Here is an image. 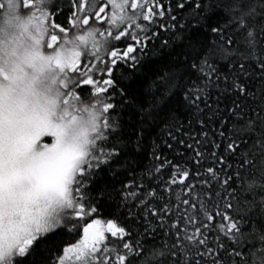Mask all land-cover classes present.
Returning a JSON list of instances; mask_svg holds the SVG:
<instances>
[{"label": "snow or ice", "instance_id": "obj_1", "mask_svg": "<svg viewBox=\"0 0 264 264\" xmlns=\"http://www.w3.org/2000/svg\"><path fill=\"white\" fill-rule=\"evenodd\" d=\"M174 10L187 12L185 24ZM0 13V264H264V0H175V8L171 0H69L63 24L52 0H0ZM159 29L183 46L128 101L131 133L139 147L149 126L168 121L161 131L175 146L164 144L181 157L184 145L192 168L162 159L153 142L159 163L142 174L147 183L123 186L115 212L127 207L134 221L128 202L137 201L144 232L94 220L61 255L37 259L58 229L73 234L68 222L112 198L91 189L126 146L114 115L123 101L113 102L125 93L114 73L138 71L150 42L171 49ZM174 109L200 126L195 137ZM157 228L165 242L146 248Z\"/></svg>", "mask_w": 264, "mask_h": 264}, {"label": "trees", "instance_id": "obj_2", "mask_svg": "<svg viewBox=\"0 0 264 264\" xmlns=\"http://www.w3.org/2000/svg\"><path fill=\"white\" fill-rule=\"evenodd\" d=\"M20 2L22 3V0H20ZM52 2L58 3L60 8L63 9V14L58 15V18L56 19L57 23L63 24L69 14V0H53ZM169 2L170 0H162V3L165 5H167ZM171 2L173 8H175V0H171ZM21 10L23 12H27L23 8H21ZM129 12H131V9H129ZM171 15L176 16L179 24L186 23V20L181 19V15L187 17V12L174 10ZM0 16H2V13H0ZM162 19L167 20L168 18L166 16ZM142 23L147 22L142 21ZM95 27L99 28L101 32H104L108 25L103 23V21H98ZM159 32L161 39L170 40L171 49L161 50L159 47L160 40L150 42L149 47L153 50L152 52L148 53L146 59L142 62V67H140L138 71L133 72L124 67L114 73L113 78L117 80L118 88L123 89L125 93L123 97L117 94L113 102L116 104H121V101H123V104L120 106L119 110L114 113V115L120 119L123 126L122 139L126 142V146L121 153L120 163H113L111 170L105 166L104 170L100 172V176L94 181V186L91 189L92 194L97 195L98 190L104 188L108 193L111 194L112 198H101L99 202L96 203L98 214L93 213L90 216L85 217L83 221L74 219L71 222H68V228H72L73 225H75L76 231L73 234L70 235L66 229H58L57 234L51 236L47 244L48 253L38 252L37 259H50L52 258L50 254L61 255L63 247L68 246L71 243H75L82 236L83 225L91 223L94 220H100L102 226L104 227L107 226L108 221L115 220L118 226H124L126 228L130 227L131 229H134L133 237L136 236L137 231L140 233L144 232V228L147 227V224L145 220L140 218L142 213L141 210L135 206L138 203L137 201L130 200L128 202V207H131L133 213L136 214L134 221L131 218L125 219L127 217V207H122L118 216L115 214V212L117 205L123 196V192L121 191L123 186L130 184L133 180L138 183H147V180H141L142 174H145L148 169L153 168L155 164L159 163L153 160V142L160 146L157 151V155H160L162 159L167 157V159L171 160L174 164L187 163V166L192 168L190 157L193 156V153L191 151H186L184 145H179L176 151L184 154L181 157L164 144V141L168 140L169 143H173L175 146V142L170 140L167 135L161 131L165 127V123H168V121H165V123H160L158 127L149 126L146 134L141 140L139 147H137L135 144L136 135L131 133V128L135 127L134 121L137 118L132 115V110L130 109L128 101H133L134 98L139 94L142 80H144L146 77L149 80L154 78L152 77L151 69L160 63L166 62L167 55L170 51L172 55H175V52L183 46V42L176 40L172 33H165L163 29H159ZM173 32L179 34L175 29ZM98 39H100V37H98ZM208 39L211 41L213 37L209 36ZM82 87L89 88L90 86ZM84 99L86 102H89L88 98ZM221 107H223V105H221ZM174 113L178 117L179 121L183 124L184 128L190 132L192 137H195L197 133L200 132L201 129L197 123L193 122L191 125L188 124V120L185 119V116L187 115L186 113L175 111V109ZM188 119H192V117H188ZM180 135H182V133ZM184 139H186L188 143H192V140L189 139V137H184ZM212 163L213 161L209 159L204 167L206 168L211 166ZM229 163H232V161H229ZM192 170L195 171L196 169L193 168ZM202 170L203 169H201V171ZM169 171L170 170L166 166V169L164 170L165 179L168 178ZM156 182V180H153L152 186H155ZM132 190L135 191L136 189L133 188ZM169 215H171V213ZM121 220H124L125 222L121 224ZM148 221L152 223L153 227H156V224L158 223L157 221H153L150 216L148 217ZM172 222L174 221H167L166 223L170 224ZM165 231V228H157L155 233L150 232L145 235L142 242L146 245V248L152 245L158 247L166 240ZM106 235L109 236V239H111L110 234L106 233ZM142 259L143 256L137 258L138 261ZM29 264H31V262H29Z\"/></svg>", "mask_w": 264, "mask_h": 264}, {"label": "rangeland", "instance_id": "obj_3", "mask_svg": "<svg viewBox=\"0 0 264 264\" xmlns=\"http://www.w3.org/2000/svg\"><path fill=\"white\" fill-rule=\"evenodd\" d=\"M29 14H30V12H28V11L27 12H23L22 10L20 11V15H22V16H26V15H29ZM86 30H87V27L81 29V32L86 31ZM82 98H87V97H84L83 94H82ZM43 140L46 143H51L52 142L51 138H48V137L43 138Z\"/></svg>", "mask_w": 264, "mask_h": 264}]
</instances>
